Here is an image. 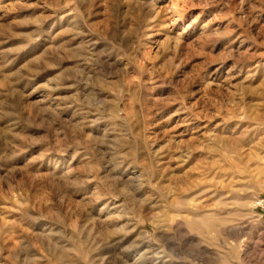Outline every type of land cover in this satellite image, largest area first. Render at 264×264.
Here are the masks:
<instances>
[{"label": "rangeland", "instance_id": "374dc122", "mask_svg": "<svg viewBox=\"0 0 264 264\" xmlns=\"http://www.w3.org/2000/svg\"><path fill=\"white\" fill-rule=\"evenodd\" d=\"M0 264H264V0H0Z\"/></svg>", "mask_w": 264, "mask_h": 264}]
</instances>
